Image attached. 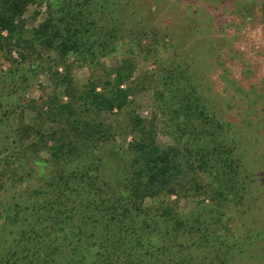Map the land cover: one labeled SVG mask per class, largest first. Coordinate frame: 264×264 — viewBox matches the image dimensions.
Returning a JSON list of instances; mask_svg holds the SVG:
<instances>
[{
    "label": "trees",
    "instance_id": "16d2710c",
    "mask_svg": "<svg viewBox=\"0 0 264 264\" xmlns=\"http://www.w3.org/2000/svg\"><path fill=\"white\" fill-rule=\"evenodd\" d=\"M36 1L0 0V39L7 32L11 47L59 55L45 117L22 120L3 144L0 183L10 181L15 189L31 178L36 186L14 194L16 209L5 206L0 239L9 247L0 264H180L176 250L215 240L220 248L202 264H232L235 242L218 240L216 226L232 193L245 197L248 173L232 126L209 114L191 65L166 57L159 35L141 45L161 64L153 76L157 112L144 118L129 109L132 89L123 88L136 71L131 59L117 69L103 67L82 87L67 59L74 54L89 66L118 37L139 33L144 41L151 32L117 23L109 29L113 0H66L28 33L22 17ZM5 45L0 41V49ZM32 56L20 53L23 61ZM115 112L123 117L116 123L102 119ZM161 135L171 144L161 143ZM117 137L123 155H116L120 163L112 169L109 146ZM43 146L50 159L35 162ZM186 200L195 201L189 212L181 209Z\"/></svg>",
    "mask_w": 264,
    "mask_h": 264
},
{
    "label": "rangeland",
    "instance_id": "374dc122",
    "mask_svg": "<svg viewBox=\"0 0 264 264\" xmlns=\"http://www.w3.org/2000/svg\"><path fill=\"white\" fill-rule=\"evenodd\" d=\"M65 1L37 0L29 5L22 17L25 30L31 33L50 16L54 17L55 10ZM113 1L116 2V6L113 5L116 18L109 17V29L117 23L127 30L143 28L151 33L144 41L138 40L139 33L128 32L118 37L111 51L97 53V61L89 66L78 61L74 54L70 55L67 63L73 67L75 82L82 87L98 76L103 67L117 69L124 60L131 59L136 71L123 86L132 89L133 103L129 109L150 120L157 112L153 76L159 74L161 64L145 54L141 45L151 43L152 36L159 35L156 40L166 48V57L186 60L209 114L232 126L231 132L238 140V152L248 173L242 194L245 197L241 199L236 194H240L238 191L232 193L225 219L216 226L217 238H228L230 244L235 242L232 264H264V0ZM1 36L0 41L7 45L0 49V160L7 155L3 144L15 137L22 120L33 123L34 119L40 121L45 117L59 63L55 51H44L37 46V52H29L13 46L14 40H8L7 32ZM21 52L27 57L33 56L23 61ZM59 66L58 72L63 74V67ZM64 101L67 102V98ZM120 118L123 117L116 112L102 114V119L108 123L114 124ZM116 140L117 145L109 146L114 154L108 153L112 169L120 163L116 155H123L124 148L123 139L117 137ZM159 140L163 144L172 142L170 137L162 135ZM43 147L45 151L34 158L35 162L50 159V150ZM112 174L113 171L108 170V175ZM0 184H4L0 186L1 229L7 216L5 206L16 209L14 194L34 188L36 182L30 178L15 189L10 181ZM194 202H181V209L189 212ZM214 242L216 240L191 247L186 244L184 250H176L173 256L180 264L209 263L220 248L219 243ZM8 247L4 239H0L1 255Z\"/></svg>",
    "mask_w": 264,
    "mask_h": 264
}]
</instances>
